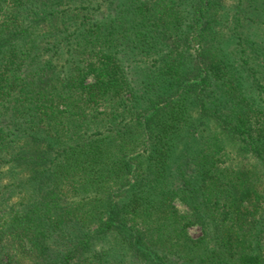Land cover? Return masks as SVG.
<instances>
[{"label": "trees", "instance_id": "trees-1", "mask_svg": "<svg viewBox=\"0 0 264 264\" xmlns=\"http://www.w3.org/2000/svg\"><path fill=\"white\" fill-rule=\"evenodd\" d=\"M0 264H264V0H0Z\"/></svg>", "mask_w": 264, "mask_h": 264}, {"label": "rangeland", "instance_id": "rangeland-1", "mask_svg": "<svg viewBox=\"0 0 264 264\" xmlns=\"http://www.w3.org/2000/svg\"><path fill=\"white\" fill-rule=\"evenodd\" d=\"M189 233L192 237H197L200 234V228L197 225H193L189 229Z\"/></svg>", "mask_w": 264, "mask_h": 264}]
</instances>
